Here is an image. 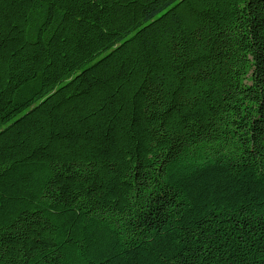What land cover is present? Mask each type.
I'll return each mask as SVG.
<instances>
[{
    "label": "trees",
    "instance_id": "16d2710c",
    "mask_svg": "<svg viewBox=\"0 0 264 264\" xmlns=\"http://www.w3.org/2000/svg\"><path fill=\"white\" fill-rule=\"evenodd\" d=\"M0 264H264V0H0Z\"/></svg>",
    "mask_w": 264,
    "mask_h": 264
}]
</instances>
